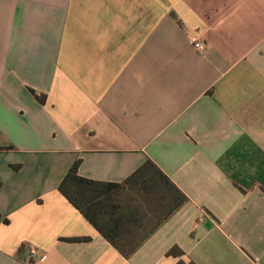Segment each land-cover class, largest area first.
I'll return each mask as SVG.
<instances>
[{
	"label": "crops",
	"instance_id": "obj_1",
	"mask_svg": "<svg viewBox=\"0 0 264 264\" xmlns=\"http://www.w3.org/2000/svg\"><path fill=\"white\" fill-rule=\"evenodd\" d=\"M77 159L189 200L125 257L59 191ZM30 262L264 264V0H0V264Z\"/></svg>",
	"mask_w": 264,
	"mask_h": 264
},
{
	"label": "trees",
	"instance_id": "obj_2",
	"mask_svg": "<svg viewBox=\"0 0 264 264\" xmlns=\"http://www.w3.org/2000/svg\"><path fill=\"white\" fill-rule=\"evenodd\" d=\"M31 92L40 102L45 101V95L33 89ZM80 164L81 159L74 161L61 180L59 191L125 257L131 256L189 200L151 159L119 183L83 177L79 174ZM89 239L66 238L68 241ZM169 253L182 255L183 251L174 247Z\"/></svg>",
	"mask_w": 264,
	"mask_h": 264
},
{
	"label": "built area",
	"instance_id": "obj_3",
	"mask_svg": "<svg viewBox=\"0 0 264 264\" xmlns=\"http://www.w3.org/2000/svg\"><path fill=\"white\" fill-rule=\"evenodd\" d=\"M192 45L194 46L195 49L199 50V51H204L205 50V43L203 42V40L201 38H193L191 41ZM31 255L32 257L34 255L37 254V250L35 248L31 249ZM30 264H33V262H30Z\"/></svg>",
	"mask_w": 264,
	"mask_h": 264
}]
</instances>
